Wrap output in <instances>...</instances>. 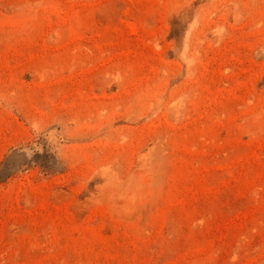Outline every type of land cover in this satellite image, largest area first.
Here are the masks:
<instances>
[{"label": "rangeland", "instance_id": "rangeland-1", "mask_svg": "<svg viewBox=\"0 0 264 264\" xmlns=\"http://www.w3.org/2000/svg\"><path fill=\"white\" fill-rule=\"evenodd\" d=\"M0 264H264V0H0Z\"/></svg>", "mask_w": 264, "mask_h": 264}]
</instances>
